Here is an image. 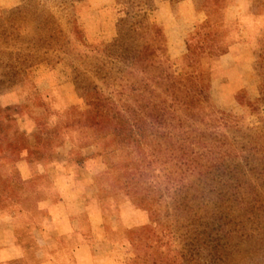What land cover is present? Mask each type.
Instances as JSON below:
<instances>
[{"label": "rangeland", "instance_id": "rangeland-1", "mask_svg": "<svg viewBox=\"0 0 264 264\" xmlns=\"http://www.w3.org/2000/svg\"><path fill=\"white\" fill-rule=\"evenodd\" d=\"M0 264H264V0H0Z\"/></svg>", "mask_w": 264, "mask_h": 264}]
</instances>
